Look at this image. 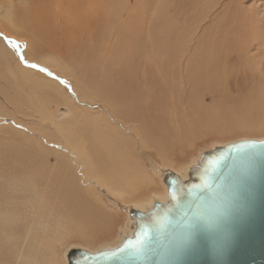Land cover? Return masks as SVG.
I'll return each instance as SVG.
<instances>
[{
    "label": "rangeland",
    "instance_id": "374dc122",
    "mask_svg": "<svg viewBox=\"0 0 264 264\" xmlns=\"http://www.w3.org/2000/svg\"><path fill=\"white\" fill-rule=\"evenodd\" d=\"M26 1L27 0H0V25L3 26L4 23L7 25L8 21L11 19L7 16L9 12L8 9L12 3L24 5L27 3ZM76 2L78 1L52 0L50 3H46L47 8L49 10L51 9L50 11L54 14V16L52 15L53 17H50V20L54 25L56 24L55 30L57 31L56 33H58L57 36L59 41L64 42V39L65 41L71 40L66 33L67 30L69 31V24L72 23L71 25H73L72 27L75 31V26H82V21L87 19L89 15H94V17L102 16L103 8L106 7L108 0H89L88 3L90 2V5H86L87 8L89 7L88 10L86 7V9L80 8ZM114 3L113 9L117 16L114 17L117 19L114 21V28L110 33L111 36L108 33L103 38L104 40L102 39V47L111 46L113 48L117 45V42L119 43L121 33L119 31V24L118 29H116L117 21L127 16L128 18L132 16L131 19L134 18L131 22H133L132 25L135 27V35L136 37L140 35L139 38L142 39L143 44H145L144 41L147 37L150 40V44L155 43V39L161 38L159 41L160 44L162 43V34L165 33V29L171 31V27L175 29L176 32H174L173 35L175 40L171 39L169 41L173 42V47L170 51L171 54L170 52H166L167 54L164 55L161 54L164 59L162 62L164 64L166 82L159 87L160 89L157 88V90L167 95L166 106L168 109H170L169 105L171 103L175 106L176 112L179 110L180 112L183 111L180 109V107H182L186 109V113L192 117V120L190 122V119H188V121L185 122L186 124L183 123V125L185 124L183 129L185 130H182L181 134L171 126L165 129L159 128L158 131L153 127H146L150 134L145 131L148 136L147 139H143L139 147L134 144L135 148L132 152V161L134 165L132 172L138 176V183L130 189L118 185H109L106 187L100 184L101 182H98L97 185L99 187L98 189L94 188V190L99 198L97 200L94 196L89 198L88 201L83 202V208H88V210L80 218L81 220H78L83 226V229L81 226L78 228L79 225L76 227L75 223L67 221L64 218L66 217L65 213L67 211H64L65 209L63 210L64 206L60 204L61 199L59 198L58 200L57 198L58 193L51 189L49 192L46 191V185H48L49 182L52 184L51 177H55V172L52 171L56 168L57 164L55 151L64 154L67 153V151H63V145L57 142L51 143L48 138L46 139L42 136L41 131H39L41 125L39 117L42 116L38 114L40 110L38 111L37 108L43 109L41 112H44L48 104V107H50V109L52 108V111L46 110L45 112H48L47 114L49 115H55V112L58 114H66L67 110L57 107L51 99L50 101L46 100V107L44 106L43 108H41V104L45 103V100L38 99V102L36 99H30V96L26 95L28 94L26 90L28 91L29 87L37 90L36 87L32 83H27L28 86L31 85L27 87L26 82H24L26 85L24 83L23 85L26 86L27 89L20 86L17 81V76L19 77V72L17 74L18 65H16L15 62L11 65V62L8 61L3 54L1 55L4 51L3 48L5 49L6 46L11 54L17 56L18 53V55L21 56L22 64L20 67L22 69L26 68L40 73V70L43 69L42 66L37 63L25 62L24 52L26 51V54L29 52L34 60H39L38 63L48 62L49 57L55 60V58H57V52L53 51L54 49L52 47L46 46L45 43L43 44L40 40L39 46L44 45L46 47L43 53L38 52V50L36 52V50L31 48V50H28L27 42L29 41L26 40V38L21 37L23 41H20L15 38L7 37L8 35L6 36L4 31L0 32V47L3 45V47L0 48V216L3 213H7V210H9L10 213L13 212L11 216L12 228L9 231L17 235L9 237L12 240H16L15 246H13L11 241L5 242V240L1 239L6 237L0 236V264H30L31 262L35 264H64L63 259L66 255V259H68V252L71 249H87L96 252L103 248H112L117 245L116 243L119 240L128 235V229L132 227V222L128 217L129 211L127 212L125 209H129V207L136 205L148 204L153 197L161 196L163 187L161 186L162 182L159 181L160 177L157 175L159 171H161V173L163 170L169 172V169H171L183 174L194 164L196 159L200 157L203 152L210 151L218 146L235 143L236 140L239 142L243 140L264 139V0H115ZM49 4L50 6H48ZM71 4L74 8H72ZM101 5H103L102 8ZM66 8L67 10H65ZM80 9L83 10H81L82 13ZM67 11L70 13L68 14ZM88 11L92 14L88 13ZM72 13L75 14V16L73 15L75 19L71 16ZM59 15L60 17H58ZM77 19L78 21H76ZM61 21H63L65 25ZM63 25L64 27H62ZM94 28H96V26ZM94 28H90V32L88 31L89 35ZM138 28L140 30H138ZM175 33L177 35H175ZM72 37L75 38V35L73 34ZM131 37L134 38L133 36ZM9 40L14 41L16 47L9 44ZM133 40L138 43V39ZM179 40H181V42ZM124 42L129 45L132 44V47ZM134 42L123 41V48L119 47L116 53L118 54L120 63L122 62L123 64H121L120 70L125 69V73H129L132 70L131 73L133 77L136 78V80L133 78L134 81H138V83H136L137 88H139L137 92L140 91L139 93L143 94L147 90V84L145 86L146 78H150L147 70H152L151 78L158 77L159 75L156 71V65L154 66L155 61L152 60L150 56H147L149 57L147 60H145L146 57L142 58L140 55L141 53L144 55L145 50L139 45L138 47ZM180 43L182 45H180ZM194 46L195 49H193ZM176 48L179 50L182 48V50L177 51ZM128 49L129 52L127 51ZM130 51H133L132 54ZM125 53H127L129 57ZM196 53L198 54L196 55ZM131 56H133V58L135 57L136 60H132ZM125 59L129 62H125ZM78 61V59L73 60L74 63ZM31 65L36 66L32 67ZM127 65L128 67L126 68ZM187 66L189 67V69H187L189 71L192 68L194 69L193 75L198 74V72H201V74H209V72L212 71V78L214 79H204L203 81L195 79V82L189 85L190 87L188 86L183 90L182 96L176 98L178 100V103H176L175 98L170 96V94L172 95L171 89L175 83V86L178 84L181 89L182 79L185 78L183 71L186 72L185 69ZM97 67V70L101 71V65L97 64ZM73 68L77 74H80V70H83L82 65H74ZM129 68H131V70ZM141 68L143 70H140ZM50 73L58 74L59 78L57 77V81L61 79L60 77L62 75L58 73L57 69L54 70L51 68ZM48 75L51 76L50 74ZM92 75L93 71H89L87 73V78L84 80L90 82ZM95 79L96 80L93 81L94 83L89 86V89L100 91L101 89L95 86L97 83L96 81H98L97 78ZM158 79L162 80L161 78ZM46 83L49 87V82L47 81ZM69 83L72 84L71 80ZM69 83L65 82L63 86L67 87L66 84L68 85ZM47 84H45L46 87ZM139 84H141V87ZM196 86H199V88ZM144 88H146V90ZM103 89L104 88H102V90ZM208 92H210V96ZM28 101H32V105H29ZM41 101L43 103H41ZM187 101L191 103L194 101L192 103L193 106L189 105L190 111L187 110ZM33 106H35L34 109ZM141 106L142 109L138 112L142 110V112H145L143 103H141ZM19 111L21 113H19ZM166 112L169 117L170 112ZM28 113L34 115L32 116ZM199 116H201L202 119H199ZM143 124L144 121L142 118L140 121L136 122V125H140L138 127H142V129L144 127ZM42 125L44 128L51 129L52 127V129H54L53 126H49L45 124V122H43ZM121 127L122 126H120V128ZM35 140H37V143ZM135 158L141 162V166L136 163ZM40 163L44 164L46 172L50 173L48 178L44 175L43 177L26 175V172L33 171L35 166H40ZM62 167L66 169L64 173L66 174L67 170H69L68 166ZM143 171H146L147 174L143 173ZM34 181L36 182L35 186L37 185L38 187L39 185L37 190L31 187ZM103 183L106 182L103 181ZM82 188H87V186L85 185ZM14 189H20V191H16V193L13 194ZM31 192L36 193L35 201H32L29 197V193ZM92 198L94 201L98 202L97 207L92 204ZM32 202H34L35 207L38 205L40 208V222L35 220L33 223L32 221L34 217L30 209ZM91 207L93 209L96 208L97 210H95L98 213H95V210L92 212ZM58 219L69 222V225L65 227L66 229H62L60 233L58 232L59 234L56 233V235L52 229L49 228V237H51L52 241V236H56L53 241L51 256H49L50 250H48L38 238L34 240V236L40 233V237L47 238L46 234L48 235V231L41 229V227L43 228V223H48L47 226L49 227V223H53ZM37 237H39V235H37ZM8 243H10L11 246ZM7 245L9 246L7 247ZM30 247L34 249L31 250ZM34 250H36V252ZM17 252L20 256L19 254L17 255ZM30 254L33 256V261L31 260V262L28 263Z\"/></svg>",
    "mask_w": 264,
    "mask_h": 264
},
{
    "label": "bare ground",
    "instance_id": "6f19581e",
    "mask_svg": "<svg viewBox=\"0 0 264 264\" xmlns=\"http://www.w3.org/2000/svg\"><path fill=\"white\" fill-rule=\"evenodd\" d=\"M50 1H52V0H41V1L40 0L39 1L38 0H27L26 1L27 3L24 5H18L17 3H12L8 9L9 12H8V16H7L11 19L8 21L7 25L5 23L3 24V26L0 25V32L4 31V34L6 36L8 35L7 37L15 38V39L20 40V41H23L21 39V37L26 38V40L29 41V42H27L28 50L31 48L33 50H36V52L38 50V52H40V53H43V51L46 50V47L43 45L45 43L46 46L52 47L54 49L53 51L57 52V58H55V60H52L53 58L49 57L48 62L45 61L44 63H38L39 60H34L31 57V54L29 52L26 54V51H25L24 52L25 53L24 54L25 62L37 63L38 65L42 66L43 69H41L40 73H39V72H36L34 70H29L26 68L22 69L20 67V65L22 64L21 63L22 60L20 58L21 56H19L17 53V56L15 55L16 56L15 57L13 54L10 53V51H8L6 46H5V49L3 48L4 51L2 53L0 51V53H1V55L3 54L7 58L8 61L11 62L10 63L11 65L13 64V62H15V64L18 65L17 74L19 72V74H18L19 77L17 76V79H18L17 81L20 84V86L27 89V87L31 86V85L28 86L27 83H29V84L32 83L36 87L37 90H34L30 87L28 88V91L26 90V92H28V94H26V95H29L30 99H32V100L36 99V101H38V102H39L38 99L45 100V103H43L41 101V103H43V104H41L42 105L41 108H43L46 105V100L50 101V99H51L52 102H54V104L57 107H59L60 109H63V110L64 109L67 110L66 114H58L55 112L54 113L55 115H52V114L49 115V114H47L48 112H45L46 110L52 111L51 110L52 108L50 109V107H48V104H47V108L44 112H41V110L43 111V109L37 108L38 111L40 110V113L38 112V114H40L42 116V117H39L41 120V122H40L41 125L38 123L40 125L39 131H41L42 136L45 137L46 139L48 138L49 142H51V143L57 142L58 144L63 145L64 146L63 151L64 150L67 151V153H65V154L62 152L55 151L57 164H56V168L54 170H52L53 172H55V175H54L55 177L54 178L51 177L52 184H50V182H49V184L46 185V187H47L46 191L49 192V190L51 189L52 191L55 190L58 193L57 198H58V200H59V198L61 199L60 204H63V206H64L63 210L65 209L64 211H67L65 213L66 217H64V216L63 217L67 221L75 223L76 227L79 225L78 228L81 226V228L83 229V226L78 221L83 216V214H85V212L88 210V208H83L84 207L83 202L88 201L89 198L94 197V196L98 200L99 197L95 194V190H94V188L98 189V187H99L97 185L98 182H101L100 184L105 185L106 187H108L109 185H118V186H125L126 188H130V189H132L135 186V184L138 183V176L132 172V168L134 167L133 161H132V152L134 151L135 145H137L139 147L140 144L142 143L143 139H147V137H148L147 133L150 134V132L146 129V127H153L156 131H158L159 128L165 129V128H168V126H171L172 128H175V130H178L177 132L179 134H181L182 130H185V129H183V127H185L184 125L186 124L185 122L188 121V119H190V122H191L192 117L189 116L186 113V109H184L182 107H180V109H182L183 111L180 112V110H179L178 112H176L175 106L172 103L169 105L170 109H168V107L166 106V96L167 95L165 93H161L157 90V88H159L163 83L166 82V78H165L166 74H165L164 64L162 62L164 59H163L162 55L169 53L173 47V42L172 41L169 42L171 39H174L173 35H174V32H176L173 27L170 28V29H172L173 32L169 29H165V33L162 34V36H163V40H161L162 43L159 44V41L161 39L160 38V39H155V43L150 44V40L147 37V39L144 38L147 41L143 40L145 42V44H143L142 39L139 38L140 35L138 37H136V35H135V32H134L135 27L132 25L133 22H131L134 18L131 19L132 16L129 18L127 16V17L117 21V26H116L117 28L116 29H118V24H119V29H120L119 31L121 33L119 43L117 42V45L113 48L111 46L102 47V44H101L102 39L108 33L110 34L112 32V30L114 28V26H113L114 21L117 19V18L115 19V17H117V16L115 15L116 12L113 9L114 5H115V3H114L115 0H108L106 7L103 8L102 16H95L94 17V15L93 16L89 15L87 17V19H84V21H82L83 22L82 26H75L76 28L74 27L75 31L73 30V27H72L73 25H71L72 23L69 24L70 28H69V31L68 30L66 31V33H67V36L71 40L65 41V39H64V42H62V41H59V39H58V36H57L58 33H56L57 31L55 30L56 24L54 25V23L51 22V20H50V17L54 16V14H52V12L50 11L51 9L49 10L46 6L47 5L46 3H48V2L50 3ZM77 1L78 2H76V3L82 9L85 7L87 8V6H88L87 4L90 5V2L88 3L89 0H77ZM43 3H45V4H43ZM53 3H54V1H53ZM119 3H121V2H119ZM102 4L104 5L103 1H102ZM103 5H101V8L103 7ZM48 6H50V4ZM64 6H62V7H64ZM71 6H72V8H74L72 4H71ZM121 6H123V5H121ZM66 7H67V5H66ZM88 8H87V10H88ZM91 8H93V7H91ZM82 9H80V11ZM65 10H67V8ZM82 11H81V13H82ZM72 12H73V9H72ZM75 12H76V10H75ZM69 13L70 12H68V14ZM88 13H90V12L88 11ZM55 14H56V12H55ZM90 14H92V13H90ZM73 15L75 16V14L72 13L71 16H73ZM96 15H98V14H96ZM66 16L68 17L67 14H66ZM74 16H73V19H75ZM80 16H81V14H80ZM58 17H60V15ZM65 21H67V20H65ZM76 21H78V19ZM5 22H6V20H5ZM61 22H63V21H61ZM63 23H61V24H63ZM76 24H78V23H76ZM64 25H65V23H64ZM64 25L62 27H64ZM138 25H139V23H138ZM95 26H96V28H94ZM3 27H5V28H3ZM90 28H92V29L94 28V30L89 35L88 31L90 32V30H91ZM121 28H122V31H121ZM138 30H140V29L138 28ZM64 32H65V30H64ZM73 34L75 35V38L72 37ZM175 35H177V34L175 33ZM110 36H111V34H110ZM131 36H133L134 38H132ZM158 36H160V35H158ZM156 38H158V37H156ZM133 39H138V43H136V41L134 42ZM39 40L43 42V44H42L43 46H39ZM123 41H128V42H132V43L134 42L137 46L139 45L142 49L145 50L144 55L141 52H139V53H141L140 56H142V58L146 57L145 60H147V58H149L147 56H150L152 58V60L155 61L154 66L156 65V71H157V74L159 76L151 78L152 70L151 69L147 70L148 74L150 75V78H146L144 75V77L146 78L145 86L147 84V90H146V88H144L146 91L144 90L145 92L143 94L139 93L140 91L137 92V90L139 88H137L136 83H138V81H136V82L134 81V79L136 80V78L133 77V75L131 73V71H132L131 68H129L131 70L129 73H127V72L125 73V69L120 70V67L123 64H122V62L120 63L119 58H118V54L116 52H118L119 47L123 48V46H124ZM179 41L181 42V40H179ZM190 41H191V39H190ZM124 43L128 44L126 42H124ZM198 43H199V41H198ZM180 45H182V44L180 43ZM231 45H232V43H231ZM1 46L3 47V45H1ZM129 46L132 47V44ZM188 46H189V44H188ZM2 47H0V48H2ZM193 49H195V46ZM176 50L178 51L179 49L176 48ZM181 50H182V48H181ZM181 50H179V51H181ZM127 51L129 52V49ZM136 51H137V49H136ZM130 52L132 54L133 51H130ZM184 52L188 53L187 51H184ZM175 53H176V51H175ZM125 54L127 55V53H125ZM170 54H171V52H170ZM197 54L198 53H196V55ZM131 57H132L131 58L132 60L135 59V57L134 58H133V56H131ZM138 57H139V55H138ZM43 59H44V57H43ZM76 59H78L79 61L77 63H74L73 60H76ZM120 60H123V59H120ZM127 61L128 60H126L125 62H127ZM97 64L101 65V71L97 70L98 69ZM135 64H136V62H135ZM146 64H148V63H146ZM74 65H78V66L82 65L83 66V70H80L78 68L81 71L80 74H77V72H75V70L73 68ZM143 65H144V63H143ZM41 66H40V68H41ZM188 66L185 69L186 72L183 71V75L185 76V78L182 79L181 89L179 88L178 84L175 86V84H176L175 83L171 89L172 95L169 93L170 96L175 98L176 103H178L177 102L178 100L176 98L181 97L183 94L182 92H184L183 90L186 87H188L189 85H191L192 83H194L195 79H197V80L199 79L200 81H203L204 79L209 80L210 78L212 80L214 79V78H212L213 77L212 71L209 72V74H205V73L201 74V72H198V74L193 75L194 69L192 68L189 71V70H187V69H189ZM127 67H128V65L126 66V68ZM51 68L54 70L57 69L58 73L60 75H62L60 77L61 79H59L60 81L59 80L57 81V79L59 78L57 73H55V74L50 73ZM134 69H135V67H134ZM46 70H48L49 72ZM140 70H143V69L141 68ZM89 71H91V72L93 71V75L90 79V82H88L87 80H84L87 78V73ZM187 72H189V73H187ZM48 74H50L51 76L53 75V76L51 77ZM78 75H80V76H78ZM95 78H97V80H98V81H96L97 83L95 86H96V88L99 87L101 89L100 91H97L95 89H93V90L89 89V86L92 83H94L93 82L94 80H96ZM158 78H161L162 80H160ZM70 80H71L72 84L69 83ZM47 81L50 84L49 87H48V84L46 83ZM24 82H26L27 87L23 85ZM65 82L69 83L68 84L69 87L66 84L68 89H67V87L63 86V84ZM45 84H47V87L45 86ZM139 85L141 87V84H139ZM210 86H212V85H210ZM196 87L199 88V86H196ZM102 88H104V89L102 90ZM44 91H46V92H44ZM34 92H35V94H34ZM47 92H48V94H47ZM1 93H3V92H1ZM32 94H34V95H32ZM208 94L210 96V92H208ZM20 96H22V95H20ZM20 99H22V98H20ZM190 99H191V97H190ZM21 103H23V102H21ZM31 103H32V101H28L29 105ZM141 103H143V106H144L143 108H145L144 109L145 112H142L143 110L141 112H138L139 110L142 109ZM192 103L190 101H187V106H188L187 110L188 111H190L189 105L193 106ZM36 106H37V104H36ZM15 107H16V105H15ZM20 107H21V105H20ZM34 107L35 106H33V109H34ZM166 111L170 112L169 117L167 116ZM19 113H21V112L19 111ZM29 113H30V110H29ZM25 114H26V112H25ZM29 115H32V114H29ZM152 117H153V119H152ZM199 117H200L199 119H202L201 116H199ZM141 118L144 121L143 129H142V127H138L140 125H138V126L136 125V122L140 121ZM43 122H45V124H48L49 126H53L54 129H52V127H51V129L44 128V126L42 125ZM183 123H185V124L183 125ZM116 124H117V126H116ZM120 126H122V127L120 128ZM182 135H184V134H182ZM187 138H188V136H187ZM184 139H186V138H184ZM36 141L37 140H35V142ZM236 142H237V140H236ZM159 143H160V140H159ZM139 151H140V148H139ZM199 159H200V157H198L196 159L194 164L192 163L193 164L192 166L196 165ZM60 161H61V163H60ZM135 161L139 166H141V164H140L141 162L137 158H135ZM62 166H68L69 170H67L66 174H64L66 172V169ZM192 166H190V167H192ZM190 167L183 174H181L177 171H173L171 169H169V172L178 174V175H180V177L183 180H187L188 179L187 173H188ZM169 172H167L166 170H163L162 173H161V171H159L157 173V175H159V177H160L159 181L162 182L161 186L163 187V189L161 190V196L153 197L148 204H144V205H140V206L136 205L133 207H129V209L126 208L125 210L127 212L130 211V209H138L141 211H147V209H150L154 205L155 202L167 203L168 202V187L165 184L164 178H166V176H167L166 174L167 173L169 174ZM143 173H146V171H143ZM27 174H29L32 177H35V176L43 177V175H44V176H46V178H48V175H50L49 172L48 173L46 172L45 165L41 164V163H40V166H38V165L35 166L33 171L26 172V175ZM24 177H25V175H24ZM103 181H105L106 183H103ZM35 183L36 182L34 181V184L31 187H33V189L37 190L39 185L37 187V185L35 186ZM85 185L87 186V188H82ZM34 186H35V188H34ZM16 191H20V189H14L13 194H15ZM29 194H30L29 197L32 199V201H35L36 193L31 192ZM91 202L95 207H97V204H98L97 201H94V199L92 198ZM30 207H31L30 209H31L32 214H34V217L32 219L33 223L35 222V220L40 222V215H39L40 208L38 207V205L35 207L34 202L31 203ZM92 207H91V209L93 212L96 208L93 209ZM96 210H95V213L97 212ZM7 211H8L7 213H3L0 216V236L6 237V238H1V239L5 240V242L11 241L13 243V246H15L16 240H12L9 238L12 236H17L16 234L12 233V231H9L12 228L11 227L12 226V224H11L12 223V217L11 216H12L13 212L10 213L9 210H7ZM128 215H129L128 216L129 220L133 224L134 222L130 218V214H128ZM64 218H63V220H64ZM63 220L58 219L57 221H55L53 223H49V227L47 226L48 223L47 224L43 223V228L40 226L41 229H45L46 231H48V235L46 234L47 238L46 237H40V233H38L34 236V240H36L38 238L39 240H41L42 244H44V246H46V248L48 250H50L49 256H51V249L53 248V241H54V238L56 237V236L55 237L52 236L53 241L51 240V237H49L50 236L49 228L52 229V231L55 233V235L58 232L60 233L62 229H66L65 227L67 225H69V222L63 221ZM133 228L134 227L132 226L128 229V232H127L128 235L127 236H131L133 234ZM88 229H89V227H88ZM37 235H39V237H37ZM33 241H29V242H33ZM122 242H123V238L116 243L117 245L114 244V245H116L114 247L121 245ZM35 243H36V241H35ZM8 244H10V243H8ZM40 245H41V243H40ZM8 246L9 245H7V247ZM10 246H11V244H10ZM33 249L34 248H31V250H33ZM103 249H108V248H103ZM34 251L36 252V250H34ZM90 251H93V250H90ZM18 254L19 253L17 252V255ZM32 254H30V256H29L28 263H30L31 260L33 261ZM19 256H20V254H19ZM66 258H67V255L63 259L64 264H68V259H66ZM30 264H35V263L31 262Z\"/></svg>",
    "mask_w": 264,
    "mask_h": 264
},
{
    "label": "water",
    "instance_id": "95a60500",
    "mask_svg": "<svg viewBox=\"0 0 264 264\" xmlns=\"http://www.w3.org/2000/svg\"><path fill=\"white\" fill-rule=\"evenodd\" d=\"M166 175L168 202L131 209V236L71 249L68 264H264V139L202 153L187 180Z\"/></svg>",
    "mask_w": 264,
    "mask_h": 264
},
{
    "label": "snow or ice",
    "instance_id": "6c2138e0",
    "mask_svg": "<svg viewBox=\"0 0 264 264\" xmlns=\"http://www.w3.org/2000/svg\"><path fill=\"white\" fill-rule=\"evenodd\" d=\"M9 42V44H12L14 47H16V44H15V42L14 41H12V40H9L8 41ZM32 67H35V65H31Z\"/></svg>",
    "mask_w": 264,
    "mask_h": 264
}]
</instances>
